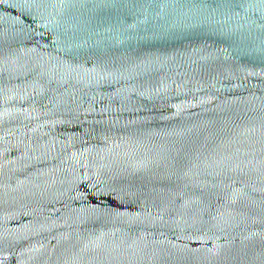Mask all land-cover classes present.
Masks as SVG:
<instances>
[{
  "label": "water",
  "instance_id": "95a60500",
  "mask_svg": "<svg viewBox=\"0 0 264 264\" xmlns=\"http://www.w3.org/2000/svg\"><path fill=\"white\" fill-rule=\"evenodd\" d=\"M0 264H264V0H0Z\"/></svg>",
  "mask_w": 264,
  "mask_h": 264
}]
</instances>
